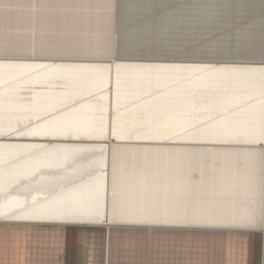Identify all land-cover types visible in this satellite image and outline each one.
Wrapping results in <instances>:
<instances>
[{
    "label": "crops",
    "instance_id": "1",
    "mask_svg": "<svg viewBox=\"0 0 264 264\" xmlns=\"http://www.w3.org/2000/svg\"><path fill=\"white\" fill-rule=\"evenodd\" d=\"M222 1V8L228 10L215 17L213 0H0V223L98 225L102 219L89 210L101 214L107 208L113 222L120 217L126 220L109 224H128L150 222L166 209L172 215L184 209L190 218L207 224L210 233L263 241L264 145L258 144L264 143V61L257 69L197 70L190 59L197 55V42L228 47L233 44L230 40H248L249 46L264 47V0ZM214 21L222 28H213ZM213 30L220 32L219 39L197 36ZM66 78L71 82H64ZM127 78L132 79L130 87L117 90L119 79ZM228 115L236 120L225 118ZM110 125L120 133H136L127 136L131 138L199 127L221 137L212 141L244 145L213 151L199 162L196 157L190 160L187 189L180 187L185 181L179 174L159 168L164 156L178 153L115 150L111 199L103 195L109 172L103 149L54 147L44 159L72 161L61 170L46 171L55 184L49 187V182L44 189L65 191L67 196L62 200L55 196L50 219L5 218L20 214L15 212L25 196L22 192L35 195L38 190L37 156L17 160L14 155L10 164L6 143H28L20 139L30 138L38 128L92 136L103 135ZM244 128L256 133H241ZM17 149L20 145L14 146ZM124 154L163 156L157 165L147 163L157 166L155 174L148 167L140 174L136 164L128 163L120 167L124 172L116 179V159ZM84 158L99 163L86 167L79 161ZM198 173L203 175L199 182ZM165 183L176 197L178 192L186 193L181 197L187 200L166 205L164 197L153 201L140 196L145 190L164 192ZM104 238L103 264H111V231H105ZM53 254L59 264L99 262L95 248H58Z\"/></svg>",
    "mask_w": 264,
    "mask_h": 264
},
{
    "label": "rangeland",
    "instance_id": "2",
    "mask_svg": "<svg viewBox=\"0 0 264 264\" xmlns=\"http://www.w3.org/2000/svg\"><path fill=\"white\" fill-rule=\"evenodd\" d=\"M199 1L201 0H198V2ZM255 1L262 2L263 0ZM221 2L223 1L213 0L214 10L212 13L215 17H221L224 11L226 10L227 12L228 10V7L222 8L221 4L223 3ZM240 2H242V0H240ZM213 28H222V23L214 21ZM263 34L264 32H262V35ZM197 36L198 38L217 37L216 39H219L220 32L213 30L211 34L208 32V35L205 36L203 31L202 33H197ZM261 38L262 37H259L258 39L261 40ZM258 39L255 41H258ZM262 42H264V39ZM228 43L233 44L228 47L218 45L205 47L199 45L197 42V55L196 57H191L190 60L194 61L193 63H195V65H193L197 70L204 68L212 70H217L218 68L234 70L257 69L264 61V47L256 45L249 46L248 40L240 41L233 39L228 41ZM40 79L43 78H39V80ZM127 79L123 81L119 79L117 90L130 87L128 83L132 79ZM63 81L67 84L71 82L68 78ZM111 112L110 110V114ZM202 113L205 114L204 112ZM229 116L231 115L225 118L236 120ZM108 122L111 123V118ZM197 124L200 125V123ZM43 129L44 128H38L37 132L31 133L34 135H30V138L20 139L28 143L5 144L6 157L10 158V164L12 163V157H14V155V158L17 160L19 157L24 158L26 155L28 156V154L31 155V157L37 156L35 161L38 188L35 195H32L29 191L22 192V195H29L31 199H25L24 196V198L21 199L22 202L18 210L19 212L17 211L18 208L15 212L20 214H15V216L7 215L5 218L20 217V219H33L34 217L37 220L50 219V204L55 200V196L56 199L60 198L59 200L65 197L63 195L67 196L65 191L49 190L46 192L44 189L45 185L47 186L50 182V179L45 176L46 171L61 170L67 163L70 164V161H72L71 159L61 158L60 160L50 158V160L44 159L45 152L50 151L54 147L90 145L91 147L103 149L106 153L105 159L109 167V172L107 171L105 176L106 181L103 182V195L104 199H111L113 178L111 177L110 169L113 160L112 156L115 150L124 148L127 150L138 149L143 152L153 150L157 152L156 150L164 149L166 154L172 152L178 153L177 157L176 155L164 156L165 162L159 168L164 166V173L171 171L177 175L179 174L180 178L185 181L180 187L188 188L189 183L187 177H189L188 166L190 160H194L196 157V160L199 162L200 160H206V156L213 154V151H229L238 149L244 145L242 143L212 141L220 139L221 137H219L218 134L216 135V133L204 132V130L199 129V127L196 131L187 130L185 132L173 133L171 131L167 132L168 130H166V132L162 134L166 136L139 138L127 137L128 135L136 134L127 130L121 133L114 131L115 128L111 125L108 126L103 135L95 134L92 136L85 133H70L63 131L62 133L56 134L55 131H44ZM6 133L11 132L6 131ZM241 133L255 134L256 132L253 131V129L244 128ZM138 134L146 135L149 133L139 132ZM207 134L213 136L207 137ZM153 135H156V133ZM18 145H20V151H18V149L14 151V146L16 149ZM258 145H264V143ZM138 155L139 154H124V156L117 157L116 165L114 163L115 167L118 166L119 169L117 172V168H114L116 179L117 173L120 174V172H124L120 167L123 168L122 166H126L128 163L136 164L139 170L138 173L142 174V170L148 167L147 163H156L157 165L156 160L159 162V157L163 156L148 154V157L145 156L144 158L142 155ZM5 161L7 162L8 160ZM79 161H83V165H88L86 167H90L89 165L92 163H99L97 160L94 162L91 158H84V160ZM57 165H61L62 167L57 168ZM99 165L100 164H98L97 167ZM156 165L148 167V171L155 174L157 170ZM76 173L79 172L77 171L75 174ZM198 174L197 177L199 182L200 177L203 178L204 172L203 175L202 173ZM85 183H87L86 185L89 187H92L91 183L86 182V180L84 184ZM54 184L55 179L50 182L49 187ZM191 185L193 186V183ZM167 187L169 186L165 183L164 192L145 190L140 193V196L143 199L150 198L153 201L158 199L161 200V198L164 197L163 199L166 205L172 204L173 202L181 204L187 200V196L181 197V195L186 194H183V191L182 193L178 192V197H176ZM7 203L8 202H6V204ZM29 203L32 204L30 207ZM10 207L12 209V206ZM7 211L8 210H6V212ZM102 211L101 214H97V210H89L90 213L97 215V218L102 219L103 224L98 225L63 227L40 222L0 223V264H59L56 260L58 256L53 254L55 249L58 248H95L97 252H99V262L91 264H103V252L106 246L104 238L105 231H111L112 234V238L110 239V246L113 248L111 264H254L255 257H257V264H261L262 261V240L255 242L254 239L246 240L231 234L221 235L219 233H210L206 228V226H208L207 224L200 222L199 219H195L196 217L194 216L190 218L189 212L184 209H180V212H178L179 214L176 213L175 215L171 214L172 210L166 209L164 215H154V220L150 222L128 221V224H109L113 222L110 217L111 212L107 210V208H104ZM124 221H126L125 218L120 217L119 220L114 219L113 223H121Z\"/></svg>",
    "mask_w": 264,
    "mask_h": 264
},
{
    "label": "bare ground",
    "instance_id": "3",
    "mask_svg": "<svg viewBox=\"0 0 264 264\" xmlns=\"http://www.w3.org/2000/svg\"><path fill=\"white\" fill-rule=\"evenodd\" d=\"M264 262V239H263V259H262V264Z\"/></svg>",
    "mask_w": 264,
    "mask_h": 264
},
{
    "label": "water",
    "instance_id": "4",
    "mask_svg": "<svg viewBox=\"0 0 264 264\" xmlns=\"http://www.w3.org/2000/svg\"><path fill=\"white\" fill-rule=\"evenodd\" d=\"M263 264H264V262H263Z\"/></svg>",
    "mask_w": 264,
    "mask_h": 264
}]
</instances>
